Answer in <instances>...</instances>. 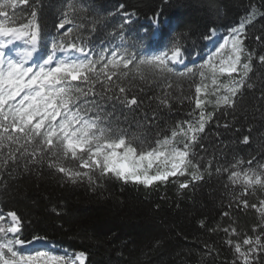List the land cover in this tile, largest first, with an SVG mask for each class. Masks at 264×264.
<instances>
[{
	"label": "trees",
	"instance_id": "16d2710c",
	"mask_svg": "<svg viewBox=\"0 0 264 264\" xmlns=\"http://www.w3.org/2000/svg\"><path fill=\"white\" fill-rule=\"evenodd\" d=\"M33 7L38 10L42 43L50 48L58 32L85 24L88 30L80 29L74 34L90 39L96 55H111L110 51L101 52V42L112 50L122 41L135 43L138 32L155 26L158 12L161 20L179 25L173 27L163 45L171 47L173 36L186 34L179 44L189 68H199L209 60L208 39L204 37L210 38L212 32L226 37L243 21L246 38L236 73L220 74L214 57L203 69V77L199 71L181 76L185 64L176 65L175 72L165 76L153 69L133 68L126 77L113 80L127 88V98L135 96L138 104L131 110L119 101L103 104L105 114L113 112L115 104L111 119L119 123L114 126L135 137L136 147L167 137L174 146L183 148L191 136L188 122L195 124L200 111L212 113L213 119L192 149L196 154L193 163L201 162V181H191L189 173L194 169L190 167L184 176L170 177L149 188L114 179H105L97 187L87 182L73 184L66 181L63 173L50 169L47 159L42 165L29 163L26 167L23 159L13 163L6 147L0 149V216L4 217L0 226H10L7 213L15 211L21 218V239L44 238L42 246L27 249L17 245V250L22 255L46 251L73 259L83 252L84 264H242L235 245L240 244L247 252L244 239L261 235L260 226L264 225V183L257 184L252 177L253 183L248 184L243 174L248 171L251 176L255 170L264 176V169H258V164H264V64L259 61V56L264 55V0H27L25 4L17 3L16 8L4 9L8 17L0 15V20H7L8 27L27 24ZM65 17L69 23L58 29ZM223 53L230 54V49ZM195 56L197 59L192 61ZM103 63L107 61L98 67ZM243 63H250L252 70L237 107L233 110L217 106V97L227 94L222 85L240 78ZM213 64L217 68L215 77ZM197 84L201 86L199 94ZM247 84L253 87L249 89ZM197 95L204 101L200 109L195 104ZM165 97L168 104L161 105ZM245 136L249 137L247 144L243 143ZM253 157L255 161L249 165ZM237 161L243 163L232 168ZM209 167L211 176L204 171ZM217 168H231L240 175L234 182L230 171L217 173ZM185 179L190 181L189 186L181 189L179 184ZM252 259L255 264H264V252Z\"/></svg>",
	"mask_w": 264,
	"mask_h": 264
},
{
	"label": "snow or ice",
	"instance_id": "6c2138e0",
	"mask_svg": "<svg viewBox=\"0 0 264 264\" xmlns=\"http://www.w3.org/2000/svg\"><path fill=\"white\" fill-rule=\"evenodd\" d=\"M26 2L27 0H0V15L7 18L8 13L4 9L16 8L17 3ZM120 7L123 9L124 6ZM128 15L125 13L126 17ZM37 16L38 10L33 7L27 24L8 27L7 20H0V149H8V157L13 163L23 159L27 167L29 163L42 165L47 159L48 167L63 173L67 182H87L92 187L99 186L105 179H114L123 184L131 183L149 188L157 182L168 181L170 177L184 176L190 167L194 169L189 173L191 181L203 180L204 175L199 167L201 162L193 163L196 154L192 149L200 141L199 134L204 132L206 124L213 119L212 113L200 111L195 124L188 122L191 136L183 144V148L174 146L167 137L164 140L157 138L155 144L147 142L136 147L135 137H129L126 130L114 126L119 123L118 120L114 122L111 119L115 113V104L113 112L105 114L103 110V104L110 100L119 101L129 110L139 102L135 96L129 100L128 89L114 82L113 77H126L133 68L136 71L149 68L165 76L175 72L176 65L185 61L186 53L179 44V39L185 33L173 36L171 47L162 44L173 27L179 25H173L170 20H161L158 12L154 17L155 26L150 25L143 33L138 32L135 43L122 41L120 46H116V50H112L101 42V52H111L110 56H106L94 53L90 39L74 34L80 29L88 30L85 24L79 25L75 30L69 27L62 34L58 32L59 39L53 37L49 48L47 43H42ZM67 23L69 21L65 17L57 28L63 29ZM244 27L245 22L242 21L239 26L230 29L229 35L224 37L225 42L215 48L208 61L199 65V68H189L185 64V72L180 75L199 71L203 77V69L213 57L221 53L229 41L230 55L227 61H221L219 73H236L245 51ZM204 39L209 37L205 36ZM16 41H23L24 47L17 48L14 43ZM162 47L165 50L161 51ZM147 52L152 54H143ZM248 59L251 60V55ZM105 60L107 63L98 67ZM259 61L264 64V55L259 56ZM242 69L238 80L222 85L227 94L217 97V106L223 105L225 109L233 110L237 107L246 78L252 70L251 64L243 63ZM211 71L215 77V64ZM212 83L216 84L215 78ZM246 86L249 89L253 87L252 84ZM195 90L199 94L201 86L197 84ZM261 98L264 99V94ZM203 103L197 95L196 108L200 109ZM166 104L167 98H162L161 105ZM192 115L193 113H189V116ZM172 135H176L175 131ZM248 142L249 137L245 136L243 143ZM200 146L201 149L204 148L202 144ZM254 161L255 157L247 163L252 165ZM242 163L243 161H237L232 168L239 167ZM211 164L212 161H209V165ZM4 165H7V160ZM258 169H264V164H258ZM204 171L211 176L210 167ZM221 171H230V179L234 182L240 175L231 168L216 169L217 173ZM243 174L248 184L253 183L252 177H255V183H264V176L257 175L255 170L251 176L248 171ZM189 183L185 179L179 187L186 188ZM261 204L264 205V201ZM252 207L255 208L256 205ZM7 216L11 218L10 226H0V264H74L71 256H54L46 251L22 255L17 250V245H30L44 238L33 237L31 241L21 239V218L15 211H9ZM3 219L0 216V220ZM201 224L204 226L203 221ZM260 230L261 235L254 239H244L243 244L248 246L247 252L242 251L240 244L235 245V253L242 258V264H255L252 258L264 252V225L260 226ZM9 233L12 234L11 238ZM84 256L85 253L80 252L75 258L84 264Z\"/></svg>",
	"mask_w": 264,
	"mask_h": 264
},
{
	"label": "rangeland",
	"instance_id": "374dc122",
	"mask_svg": "<svg viewBox=\"0 0 264 264\" xmlns=\"http://www.w3.org/2000/svg\"><path fill=\"white\" fill-rule=\"evenodd\" d=\"M224 42H225L224 41V37H221V36H219L218 34H216L214 32L211 33L210 38L207 40V43H208V46H209V55L211 56V54L213 52H215V48L219 47V44L220 43H224ZM227 49H230V41L226 44L225 48L221 50V53L217 54L214 57V58H216L218 67L220 66L222 60L223 61H227L228 60L230 54L224 55V53H223ZM154 167H155V165H154ZM40 245H42V244L28 245V246H26V248H35V247H38ZM73 260H74V264L75 263L76 264L80 263L79 259L74 258Z\"/></svg>",
	"mask_w": 264,
	"mask_h": 264
},
{
	"label": "bare ground",
	"instance_id": "6f19581e",
	"mask_svg": "<svg viewBox=\"0 0 264 264\" xmlns=\"http://www.w3.org/2000/svg\"><path fill=\"white\" fill-rule=\"evenodd\" d=\"M11 219V218H10ZM31 245H36V244H31Z\"/></svg>",
	"mask_w": 264,
	"mask_h": 264
}]
</instances>
